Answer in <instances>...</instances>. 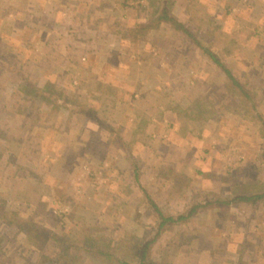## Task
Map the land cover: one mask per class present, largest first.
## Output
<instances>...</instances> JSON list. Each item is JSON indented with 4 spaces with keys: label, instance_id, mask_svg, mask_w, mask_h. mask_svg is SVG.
Wrapping results in <instances>:
<instances>
[{
    "label": "rangeland",
    "instance_id": "obj_1",
    "mask_svg": "<svg viewBox=\"0 0 264 264\" xmlns=\"http://www.w3.org/2000/svg\"><path fill=\"white\" fill-rule=\"evenodd\" d=\"M217 2L0 0V205L34 216L48 238L38 247L16 225L0 220V264H59L65 248L72 264H101L90 252L123 239L137 247L155 239L149 259L156 264H242L258 257L264 200L254 205L235 198L264 193V0L255 1L253 11ZM163 7L174 22L159 21ZM176 22L221 58L250 91L251 103L218 85L210 93L227 114L212 124L184 125L183 118L175 124L172 117L162 122L163 116L146 121L143 112L153 116L166 92H157L158 103L141 97L139 107L128 99L116 115L115 97L108 96L114 92L98 85L94 73L64 66L84 49L87 56L97 52L86 57L87 66L101 65L97 55L115 38L123 43L126 68L143 66L150 75L144 87L155 84L154 65L162 62L176 68L201 64L210 74L216 64L174 28ZM70 35L80 38L75 48L66 43ZM152 48L156 55H143ZM185 49L181 60L178 50ZM219 69L214 78L228 86ZM28 81L39 88L37 95L65 105L62 110L18 92ZM150 199L173 215L197 203L203 207L160 232Z\"/></svg>",
    "mask_w": 264,
    "mask_h": 264
},
{
    "label": "crops",
    "instance_id": "obj_2",
    "mask_svg": "<svg viewBox=\"0 0 264 264\" xmlns=\"http://www.w3.org/2000/svg\"><path fill=\"white\" fill-rule=\"evenodd\" d=\"M217 2V0H215ZM232 2V6H234V3H240L246 8L245 10H251L253 11L254 3H258L259 0H230ZM256 1V2H255ZM52 3V2H51ZM218 3V2H217ZM260 4H257V7H260ZM235 7L233 8V10ZM236 9H238L236 7ZM79 37L76 38L73 35L69 36L67 38L66 43H73V46L75 48L77 44ZM82 40V39H81ZM85 40V39H84ZM92 42V40L96 43V38H87L86 42ZM119 41V42H117ZM63 46V45H62ZM99 46V44H97ZM108 48L104 50V52L99 53L97 55L98 63L101 65L97 66H91L86 65V57L90 56H96L97 52H88V56L86 55L85 49L81 51L80 54L77 55L73 61H67L64 66L66 67V70H73L74 68H82L87 70V72L91 75L94 73V80L98 85H106L110 90L114 92V94H109L110 97H115L114 100V109H116V115L119 110H123L122 106L128 102H130V105L133 107H139L143 104V98L141 97H150L151 103H158L154 102L156 99V95L158 93L163 94L166 92V95L168 96L166 102L159 104L156 106L155 114L152 116H148L149 112L145 111L143 112V118L146 119V121H160L159 116L162 117V122L168 121V118L170 119L172 117V122L175 124H178L183 118L184 125H189L190 123H197L202 127L206 126L207 124H212L213 121H217V117L219 114H224L222 111L218 109V106L220 107V103L218 102V99L213 96L210 91L212 88H216L218 85L220 88H224V90L227 92V95H230L231 92L227 91L228 86L227 84L220 83L219 80H216L214 75H217L219 73L220 69L218 66L213 65L211 66L210 74L207 73V70L205 67H201V64H195L197 66L188 67V66H165L164 62L160 64V66L154 65L155 68V75L153 76V80H155V84H148L145 87L143 86L145 83H150V75L147 74V71L145 68L139 65H133L129 69L126 68L127 63L124 59L125 52L122 50L123 43L120 42V39H113L110 41V43L107 46ZM74 48L72 51H74ZM153 50H150L149 52L146 50L143 51V55L145 53H150L153 55H156L155 48H152ZM179 51V57L182 60L186 59L187 57V49H185L183 52ZM67 52V50H64V55ZM162 52V51H161ZM171 52V51H170ZM168 50V53H170ZM103 53V54H102ZM164 53V52H162ZM72 57L74 54H70ZM131 56L134 58L135 54H131ZM167 56V55H165ZM164 57V56H163ZM112 66L110 65L112 62ZM59 64V63H58ZM63 63L61 64V66ZM135 67V68H133ZM200 67V68H199ZM76 68V69H77ZM199 71L198 74H196V81L191 80L195 75V70ZM136 69V70H135ZM134 71V72H133ZM200 74V75H199ZM205 76V77H204ZM92 78V79H93ZM109 79V81H107ZM177 80V81H175ZM107 81V82H106ZM69 83L72 85V83L69 81ZM142 87H144V91H142ZM177 89V92L175 90ZM173 90V91H172ZM193 90V93H192ZM142 91V92H141ZM158 92V93H157ZM190 92V94H189ZM171 93V95H170ZM178 93V94H176ZM130 94L133 95V98H127L130 97ZM173 94V98H172ZM193 95V96H192ZM192 96L193 98H191ZM202 100L207 101L210 104V107L206 109L201 103ZM162 105V106H160ZM160 106V107H159ZM159 107V108H158ZM165 108L164 109H161ZM76 108L72 109L73 112H75ZM120 112V111H119ZM77 113V111H76ZM79 114V113H78ZM119 114V113H118ZM165 114V115H164ZM115 115V117H116ZM223 115V116H224ZM81 119V118H80ZM116 119H118L116 117ZM179 121V122H178ZM170 124H172L170 122ZM183 125V124H182ZM149 123L146 125V130L148 131ZM137 127L139 125L137 124ZM263 195V197L257 202H262L264 200V193H259ZM252 195V194H250ZM255 203V204H257ZM264 203V202H263ZM253 204V203H252ZM254 204V205H255ZM260 217H264V214L260 212ZM258 216V215H254ZM260 226H262V223L264 225V219L261 220ZM245 226H251V224L248 225L245 223ZM254 246V245H252ZM261 251H258V257L256 258H244V262L242 264H264V247L261 248Z\"/></svg>",
    "mask_w": 264,
    "mask_h": 264
},
{
    "label": "trees",
    "instance_id": "obj_3",
    "mask_svg": "<svg viewBox=\"0 0 264 264\" xmlns=\"http://www.w3.org/2000/svg\"><path fill=\"white\" fill-rule=\"evenodd\" d=\"M160 11H161L159 15L160 22H167V23L174 22V19L169 14L170 10L168 7H163L162 10ZM174 28L177 30L184 31L185 34H187L194 41H196L198 45L209 55L212 61L225 72L228 78V88L231 93L237 91L239 95L243 96L249 102L251 101L250 91L243 86L240 80L233 74V72L225 65V63L215 52H213L210 49L204 48V46L199 41L196 40L192 32L187 30L182 24L176 22L174 23ZM46 87H48V89H52L53 85L50 82H47ZM20 90H22V93L23 95L26 96V98L29 99L31 98L33 100L41 97L43 100L46 101L47 104L51 103L52 104L51 109H53L54 111L56 110L60 111L62 110L63 106H65V105L61 106V104L59 103L55 104L54 100L50 95L49 96L44 94H42L41 96L37 95L36 93L37 90L38 92L40 90L32 82L28 81L25 85L19 88L18 92H20ZM12 92L13 95L18 93L15 90H12ZM252 105L255 106L253 102ZM6 127L9 128V124ZM1 155L2 153L0 152V157ZM262 197L263 195L255 193L252 195L242 194L235 199L238 201H242V202L246 201L255 204ZM150 202L154 207L156 213L158 214L160 232L169 230L173 225L183 224L187 222L194 214H196L203 207L202 204L197 203L194 204L187 213L173 215V214L164 213L153 199H150ZM0 220H2L7 224L16 225L19 231L24 232L27 235L28 240L34 243V245L38 247H40L48 240V238L44 235L42 231V227L35 222L34 216L32 215H29L27 218H24L21 215H19V212L17 210H13L12 212H10L8 211L7 208H5L4 205H0ZM54 236L55 238H58L60 235L55 234ZM154 241L155 239H152L146 242L143 246L137 247L136 244L132 243L130 239L129 240L123 239L121 243L115 246L99 245L95 247L90 253H92L93 256L97 257L101 262V264H156L155 262H153V260L149 259V255L151 254L150 251L151 244ZM64 252H65L64 255L59 257L58 263L72 264L71 259L68 256V249L65 248Z\"/></svg>",
    "mask_w": 264,
    "mask_h": 264
}]
</instances>
